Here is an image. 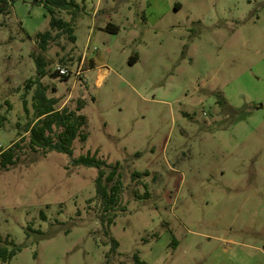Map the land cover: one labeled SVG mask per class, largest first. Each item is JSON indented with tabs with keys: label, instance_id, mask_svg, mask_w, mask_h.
Segmentation results:
<instances>
[{
	"label": "rangeland",
	"instance_id": "1",
	"mask_svg": "<svg viewBox=\"0 0 264 264\" xmlns=\"http://www.w3.org/2000/svg\"><path fill=\"white\" fill-rule=\"evenodd\" d=\"M76 2L73 20L60 14L75 42L60 36L41 55L50 72L72 58L70 77L41 82L57 107L81 102L87 140L71 157L38 151L0 168V241L22 247L0 264H106L98 171L72 164L88 152L118 165L122 184L110 264H264V0ZM48 20L31 0L0 15V151L32 119L23 85ZM142 183L150 198L137 200Z\"/></svg>",
	"mask_w": 264,
	"mask_h": 264
},
{
	"label": "trees",
	"instance_id": "2",
	"mask_svg": "<svg viewBox=\"0 0 264 264\" xmlns=\"http://www.w3.org/2000/svg\"><path fill=\"white\" fill-rule=\"evenodd\" d=\"M13 4L14 0H0V15L10 14ZM31 4L41 7L45 12V17L49 18L48 29L34 35V40L40 54H31L36 66V72L23 85L22 103L26 116L30 114V111L27 107L25 94L34 88L31 96L32 119L24 124H16V138L7 148L0 151L1 169H7L15 165L24 155L37 153L38 151H42L43 157L50 152L61 153L71 157L73 142L79 140L81 143H84L87 140V135L83 131L86 125V117L81 114V102L78 101L74 109L69 108L67 105L57 107L58 98L49 97L46 86L41 82L47 75H50L51 78L60 77L61 80H66L70 77V72L67 68L72 65V58L67 61L66 59L61 60L58 68L50 72L46 68L48 64H46L41 55L45 54L60 36H66L71 43L75 42L72 23L65 21L60 14L65 12L73 20L79 13L80 7L76 0H31ZM103 29L112 34H117L119 31V27L114 24H107ZM80 59L81 57L78 58V61ZM137 61L138 57L136 55L131 57L129 60L130 66ZM86 65L89 67L85 71L94 68V64L90 59ZM61 68L67 70V74H60ZM80 79L82 78L80 77ZM4 104L8 108L10 107L8 101ZM6 120L7 116L0 113V128L3 127ZM72 164L74 166L93 167L98 171L95 179V200L101 206L100 221L103 225V232L107 236V244L110 246L105 259L106 264H110L111 258L116 255L119 246V243L109 236L110 226L113 224L115 218V215L111 213L116 210L121 197L122 184L117 171L118 165L111 166L106 164L103 160L97 158L95 153L91 155L89 152L86 155L72 159ZM106 168L110 169L107 173L105 171ZM148 175L149 173L145 171H133L131 178L132 181H139L142 177H147ZM142 185L145 193L142 195L137 194L135 197L137 200L150 198L147 185L145 183H142ZM106 213H108V219L105 218ZM171 241L172 245H176V239L173 236L171 237ZM9 243V241H5V244ZM11 243L12 247L8 248L0 241V261L2 263L10 261L22 249L21 246H15ZM133 260L136 264H145L137 254L133 255Z\"/></svg>",
	"mask_w": 264,
	"mask_h": 264
},
{
	"label": "crops",
	"instance_id": "3",
	"mask_svg": "<svg viewBox=\"0 0 264 264\" xmlns=\"http://www.w3.org/2000/svg\"><path fill=\"white\" fill-rule=\"evenodd\" d=\"M104 24H105V22L100 23V24L98 25L97 28H99V29H103V28H104V27H103ZM107 24H108V23H107ZM107 24H106V25H107ZM88 58L90 59V61L92 60V62H93V64H94V68L91 69V70H94V69H95V65H96V64H95V61H94V59H93L92 57H89V56H88ZM87 71H88V70H87Z\"/></svg>",
	"mask_w": 264,
	"mask_h": 264
},
{
	"label": "built area",
	"instance_id": "4",
	"mask_svg": "<svg viewBox=\"0 0 264 264\" xmlns=\"http://www.w3.org/2000/svg\"><path fill=\"white\" fill-rule=\"evenodd\" d=\"M83 61V60H82ZM82 64V62H80ZM82 73L81 69L78 68L77 72H76V76H79V74ZM60 74H67V70L65 69H60Z\"/></svg>",
	"mask_w": 264,
	"mask_h": 264
}]
</instances>
